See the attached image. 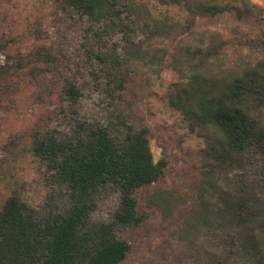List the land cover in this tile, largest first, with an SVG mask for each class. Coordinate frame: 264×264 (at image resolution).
Wrapping results in <instances>:
<instances>
[{"label":"rangeland","instance_id":"1","mask_svg":"<svg viewBox=\"0 0 264 264\" xmlns=\"http://www.w3.org/2000/svg\"><path fill=\"white\" fill-rule=\"evenodd\" d=\"M134 1L138 15H120L128 27L124 33L111 20L93 23L74 11L63 12L55 0H0V43L13 57L0 67V206L16 184L33 206L62 207L59 190L29 152L32 132L68 135L78 116L102 120L119 110L128 123L149 129L154 159L166 162L158 181L135 192L141 223L116 227L131 244L119 264H259L260 258L234 255L223 242L233 231L226 226L219 196L232 187L234 173L205 160V139L187 128L168 104L166 91L200 56L215 50L214 59L229 67L264 60V49L246 45L264 38V0H250L257 5L251 14L230 10L212 17L194 16L193 9L166 0ZM165 15L168 32L149 36L140 30L146 19ZM127 37L138 45L139 59L132 66L127 65ZM65 79L82 91L79 115L63 99ZM205 167L213 169L214 183L204 198L214 220L209 230L197 227L189 233L185 219L196 209ZM94 202L93 222L110 221L120 206L112 189L101 190Z\"/></svg>","mask_w":264,"mask_h":264},{"label":"trees","instance_id":"2","mask_svg":"<svg viewBox=\"0 0 264 264\" xmlns=\"http://www.w3.org/2000/svg\"><path fill=\"white\" fill-rule=\"evenodd\" d=\"M55 1L63 12L74 11L93 23L111 20L110 25L124 33L128 27L122 25V12L139 13L134 0ZM166 1L202 17L230 10L251 14L257 7L250 0ZM169 22L166 15L158 21L146 19L140 30L160 36L168 32ZM126 41L127 65L132 66L139 59L138 45L128 37ZM246 45L264 49V38ZM217 55L215 50L200 56L182 80L168 87L166 100L187 128L205 139V160L212 162V168L234 173L232 187L219 196L226 226L233 231L223 242L235 249L234 255L260 258L259 264H264V60L246 59L229 67L223 59H214ZM11 58L0 43V61L5 60L0 67ZM61 92L79 115L80 88L65 79ZM29 152L49 174L64 203L60 208L39 209L22 198V189L15 184L0 206V264H119L125 260L131 244L116 234V227L141 223L135 192L158 181L166 167L164 159H154L149 129L128 123L119 110L102 120L78 116L68 135L33 131ZM1 167L2 159L0 175ZM212 168L200 169L196 209L185 219L189 233L197 227L209 230L214 220L204 198L214 183ZM103 189L118 192L120 206L110 221L93 222L94 198Z\"/></svg>","mask_w":264,"mask_h":264}]
</instances>
